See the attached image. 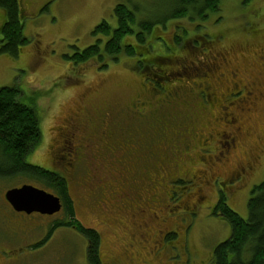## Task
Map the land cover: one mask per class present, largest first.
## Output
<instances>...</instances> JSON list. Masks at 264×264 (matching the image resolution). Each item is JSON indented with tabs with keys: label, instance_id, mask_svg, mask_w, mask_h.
Returning <instances> with one entry per match:
<instances>
[{
	"label": "rangeland",
	"instance_id": "1",
	"mask_svg": "<svg viewBox=\"0 0 264 264\" xmlns=\"http://www.w3.org/2000/svg\"><path fill=\"white\" fill-rule=\"evenodd\" d=\"M170 1L23 0L26 11L24 35L29 43L24 45L18 58L0 54V88H17L23 103L32 107L40 120L42 141L27 157V162L68 178L71 192L76 197L78 220L85 228L94 229L101 235V259L104 264H123L120 261L124 257L122 251L126 234L132 232L131 225L125 220L129 219L130 214L119 213L112 207L106 209L96 202L92 204L94 187H88L84 180L82 184L75 183L74 176L62 171L55 163L61 154H58L57 148L54 149V138L58 140V130L63 127L65 120L80 107L92 110L96 107L100 114L116 108L119 118L124 121L119 124L125 128L126 144L129 147L134 145L130 147V153L133 157H143L139 166H150L145 153L151 154L152 150V153L155 151L163 155L166 150H170L159 140L177 144L188 134L189 125L190 130L194 128L201 136L215 134L219 129L216 125V104L204 106L203 98L198 100L200 89L194 82L200 83L202 80L196 68L200 69L198 74L203 75L213 58L219 55L217 52H221L227 57L226 67L233 68L239 64L254 71L256 63L252 62L250 56L253 51H260V47H264V0H251L247 4L243 0H220V11L211 14L207 21L172 19L165 23L164 29L160 27L154 33L151 38L154 51L146 58L163 57L165 62L158 67L145 70L138 66V59L125 56L110 62L105 70H100L93 63L84 66L74 64V54L95 44L93 31L96 26L103 22L116 26L114 10L118 4L132 9L138 7L140 16L150 12L152 18L163 19L169 11ZM5 20V12L0 7V46ZM176 33L181 39L180 46L175 43ZM157 37L160 39L156 42ZM181 74L186 75L181 77ZM162 77L165 80L158 81ZM215 88L221 94L226 86L220 84ZM153 90L158 94H154ZM164 90L173 94V98L167 100ZM243 124L242 152L246 150L257 155L264 144V96L252 113L245 114ZM186 141L190 142V137ZM193 145L198 148L197 140ZM102 150L103 145L99 143L95 154L97 160L90 162L104 163ZM191 156L193 162H187L188 166L182 165L184 171L207 169L198 161V153L192 151ZM84 168L89 172V166ZM230 168H212L211 179L220 176L223 181ZM101 172L102 178L110 176L106 168L102 167ZM179 172H175L177 177ZM147 173L143 168L139 179L147 181ZM150 174L152 178L154 173ZM263 181L264 166H260L246 182L225 191L229 207L241 218L248 219V201L252 189ZM26 183L32 182L25 179L0 180V206L7 217L10 216L3 205L5 193ZM173 185L169 207H166L168 200L162 202L161 208L158 207L169 212L166 216L173 210L174 215L167 224L171 234L164 243L166 250L149 264H212L215 248L231 235L230 224L213 215L220 194H217L212 184L203 186V189L191 180ZM94 186L98 185L94 183ZM77 198L88 204L83 205ZM115 217L123 219L110 223ZM63 219L65 210L54 218H31L29 220L35 230L24 238L23 235L12 237L6 221L0 217V251L23 245L21 264H88V242L76 230L59 227L46 240L49 227ZM13 233L19 234L17 231ZM38 240L42 241L35 243ZM146 245L149 246V243ZM9 256L14 259L16 252L12 251ZM4 261L6 259L0 256V264Z\"/></svg>",
	"mask_w": 264,
	"mask_h": 264
},
{
	"label": "flooded vegetation",
	"instance_id": "2",
	"mask_svg": "<svg viewBox=\"0 0 264 264\" xmlns=\"http://www.w3.org/2000/svg\"><path fill=\"white\" fill-rule=\"evenodd\" d=\"M217 53L219 55L215 56L213 61L209 63V68H205L202 81L200 83L194 82V85L200 89L198 100L203 98L204 106L216 104L218 108L216 125L220 130L218 129L215 134L210 133L208 136H201V134H197L194 128L190 130L189 125L188 134L184 138L190 137V142L182 138L181 141L173 145L166 140H159V143L166 144L170 150H166L163 155H159L155 151L152 153V150L151 154H144L150 166H139L143 157H133L130 153L129 149L134 145L129 147L126 144L125 128L119 124L123 120L119 118V111L116 108L108 109L107 113L100 114L96 107L93 110L88 107H80L76 112L74 111L69 115L63 127L58 130V140L54 138V149L57 148L58 154H61L55 159V163L65 173L68 172L67 174L70 176L73 175L75 183L82 184V180H84L88 187H94L92 189L94 194L91 193L94 196L92 204L96 202L98 206H103L106 209L112 207L119 213L129 212V219L125 220L131 225L132 232L126 234L122 251L124 257L121 261L119 260L123 264H128V262L149 264L154 257L157 258L160 253L162 254V251L166 250L164 243L167 236L171 234V230L167 229V224L174 214L171 210V214L166 216L169 212L159 210L158 207L161 208L162 202L166 200H168L166 207H169L174 183L191 180L193 184L202 189L203 186L207 187L212 184L215 186L217 194H220L228 188L246 182L257 167L264 166V144L257 155L246 150L242 152V135L245 129L243 118L246 113L254 111L258 101L264 96V47H260V51H253L250 56L252 62L256 63L254 71L239 64L233 68H228L226 67L228 66L227 57L221 55V52ZM255 71L257 72L255 73ZM182 76L183 74H181ZM167 80L169 79L167 78ZM220 84L222 87L226 86V89L218 94L215 86ZM153 91L155 92V90ZM164 93L167 100L174 96L166 90ZM154 94L158 93L155 92ZM201 95L203 97H200ZM191 122L192 117L190 124ZM196 140L199 144L198 148L193 145ZM99 143L103 145L102 154L104 158L102 160L104 159V163L90 162L97 160L95 154ZM192 151L194 154L198 153V161L207 169L194 168L191 171L182 169V165L188 166L187 162L191 161L190 164L193 162ZM84 166L90 167L89 172L85 170ZM230 166V171L223 181H221L220 176H214L211 179L210 171L212 168L218 167L221 170ZM59 167L57 168L60 169ZM102 167L110 172L109 177L102 178ZM143 168L148 171L147 181L139 179L140 171ZM176 170L178 172L180 170L179 177L175 174ZM150 173H154L152 178ZM183 174L186 177H182ZM189 176L191 177L189 178ZM65 178L68 182V193L76 211V197L71 192L68 178ZM94 183L98 185L97 188ZM101 184L103 186H100ZM77 199L83 205L88 204L81 198ZM61 203L62 209L55 215L28 214L16 211L7 202L4 195L3 205L7 208L10 217L4 214L2 205L0 206V217L6 221L12 232V237L23 235L26 238L35 230L29 219L39 216L54 218L65 208L62 199ZM121 219L123 218L115 217L110 220V223L112 221L119 222ZM12 230L19 232V234L14 235ZM41 241L38 240L35 243ZM147 243L149 246L146 245ZM23 249L22 245L9 251H0V256L6 259V262L4 261L2 264H21L22 256L20 253ZM12 251L16 252L14 259L9 256Z\"/></svg>",
	"mask_w": 264,
	"mask_h": 264
},
{
	"label": "trees",
	"instance_id": "3",
	"mask_svg": "<svg viewBox=\"0 0 264 264\" xmlns=\"http://www.w3.org/2000/svg\"><path fill=\"white\" fill-rule=\"evenodd\" d=\"M22 1L0 0V7L5 12L6 19L1 29L0 54L18 58L24 45L29 43L24 35L26 11ZM250 1L243 0V3ZM170 2L169 11L163 19L152 18L150 12L140 16L138 7L132 9L118 4L114 10L116 26L112 27L106 22L96 26L93 31L95 44L74 54V64L84 66L93 63L100 70H105L110 62L125 56L138 59L140 68L151 70L152 67H158L165 62L163 57L149 59L146 56L154 51L152 36L158 29H164L167 21L187 19L192 22L197 19L204 22L211 14L220 11V0ZM174 38L176 45L180 46L181 39L177 37V33ZM159 39L157 37L156 42ZM198 70L200 69L196 68L197 75L202 78ZM140 71L142 72V69ZM144 76L152 77V73L150 76ZM164 80L165 77H162V80L158 81ZM41 141V125L35 110L23 103L17 88H0V180L25 179L32 182L28 184L62 199L65 205V219L55 221L49 227L50 232L46 240L59 227L72 228L88 242V264H104L101 259V235L94 229L85 228L78 220L68 193L66 178L62 174L27 162V157L39 147ZM227 199L225 192H220L213 215L225 219L230 224L231 235L215 248L212 264H264V181L252 189L247 220L229 207Z\"/></svg>",
	"mask_w": 264,
	"mask_h": 264
},
{
	"label": "water",
	"instance_id": "4",
	"mask_svg": "<svg viewBox=\"0 0 264 264\" xmlns=\"http://www.w3.org/2000/svg\"><path fill=\"white\" fill-rule=\"evenodd\" d=\"M5 198L16 211L28 214L52 216L62 209L58 196L29 184L8 190Z\"/></svg>",
	"mask_w": 264,
	"mask_h": 264
}]
</instances>
